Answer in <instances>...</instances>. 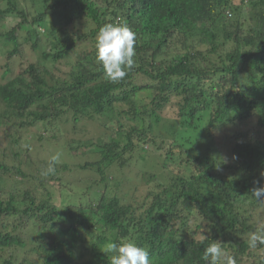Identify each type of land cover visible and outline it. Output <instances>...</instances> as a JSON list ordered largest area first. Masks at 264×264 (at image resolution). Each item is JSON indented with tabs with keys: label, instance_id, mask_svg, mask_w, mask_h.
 Returning a JSON list of instances; mask_svg holds the SVG:
<instances>
[{
	"label": "trees",
	"instance_id": "1",
	"mask_svg": "<svg viewBox=\"0 0 264 264\" xmlns=\"http://www.w3.org/2000/svg\"><path fill=\"white\" fill-rule=\"evenodd\" d=\"M12 17L0 25V43H12L0 44V121L16 128L0 143V264H27L18 251L27 245L38 252L33 264H108L109 244L128 240L152 264H206L214 242L222 264H264V199L252 193L264 187V0H0V22ZM107 23L136 33V66L116 83L96 60ZM95 117L98 133L93 121L72 125ZM251 120L231 132L221 159L200 152V139ZM41 121L54 125L47 136L31 129ZM43 140L96 156L75 163L101 176L81 191L99 190L93 200L53 201L68 166L56 161L42 175L53 157L38 155ZM147 154L169 181L140 171L139 183L155 186L120 198L128 179L114 173Z\"/></svg>",
	"mask_w": 264,
	"mask_h": 264
},
{
	"label": "rangeland",
	"instance_id": "2",
	"mask_svg": "<svg viewBox=\"0 0 264 264\" xmlns=\"http://www.w3.org/2000/svg\"><path fill=\"white\" fill-rule=\"evenodd\" d=\"M18 18H9L6 19L2 22H0V25L2 26V28H6L9 27V25L11 23H14L15 21H17ZM1 28V27H0ZM71 28V27H70ZM43 29V28H42ZM76 28H71V30H75ZM1 45H5L7 43H3L1 41L0 43ZM12 44V43H10ZM10 44H7V48H10ZM4 49H6L4 47ZM1 74V71H0ZM97 117L92 118V119H86L83 118L81 121L80 119L78 121H80L78 123V121L73 122L72 121V125H74V128H77L78 126L82 125L83 121H93V126H91V124H88V128H91V131H95V133H98L100 130H102L101 128H98L96 126L101 125L102 120L101 119H97ZM174 121V129L177 131L179 130L181 127L180 125L177 123L176 121H179L178 119H173ZM170 123V122H169ZM86 124V125H87ZM47 126V125H46ZM44 127V122H38L36 123L31 129L34 131H42L43 133H45L44 131H46V136L49 135L54 128L53 126H47ZM254 126V122L251 121H247L246 123L240 124V125H230L228 127H225L223 130L219 131L215 136L214 139H210L209 137H205L199 140L198 142V146H199V150L200 152H205L207 150H210L208 152H211L213 154V157L215 159H221V156L224 155V151L226 150L225 147L229 146L230 144V135L231 132L234 131H248L250 129V127ZM41 129L39 130L38 128ZM8 128V129H7ZM6 129V130H5ZM98 129V131H96ZM16 130L15 127H13V124L5 117H3V121H0V133H1V139H0V143L6 147L7 144L9 143V139L10 136L5 137L4 134L7 131H13ZM26 129H24L25 131ZM104 131V130H103ZM199 129L196 130V134L199 133ZM204 131V129H202L200 132L202 133ZM184 129L181 130V134L183 135ZM31 136H28V139H30ZM198 138L195 140L197 141ZM53 142V141H52ZM217 142H221V143H217ZM45 143L43 146H40V144ZM40 144H37V149L39 152V156L43 157V158H49L50 156H58V160H57V164L58 163H66L68 168L67 169H61L59 172H57L59 180L57 181V183L61 182L63 184V186H61L62 190L60 189L57 194L52 191L53 194V201L58 205V206H62L64 204H68L69 202H73V203H88L91 200H93L95 198V193L99 192V190L94 189L91 190L88 194H86L85 196L83 194H81V191L83 190V188H86L87 186H89L90 183H92L95 178L97 180H99L101 178V176L99 174H96L94 172H91L92 169H82V168H78L76 167L75 163L77 162H81L84 159H96L95 155L90 156L89 157H82V156H75L73 154H71L69 151H60V146L58 147V149L53 150L52 148L50 150H48V148H50L53 144H47V142L45 140H43ZM29 145L32 147V150L34 152V146L32 145V142L29 143ZM220 150V152H218ZM22 155L25 156V152H22ZM8 159V158H7ZM6 157L0 153V162L1 161H7ZM160 159V158H159ZM158 157L154 154H147L144 155L141 160L136 164V163H132L130 166L127 167H123L119 169V173H114V176L119 179V174L121 176H123V180L124 179H128V181L124 182L122 184V187L120 189V192L118 193V196L120 198L125 197V200H129L130 199V195L134 194L137 197L142 195V192L145 189H150L153 186H155L156 181L151 179L148 180L146 182H141L139 183V178L141 177V172L140 171H146V173H148L147 175L150 174H155L158 181H163V180H168L169 181V174L167 172V170H165L161 164H159L158 162ZM117 167V165H116ZM33 169V168H32ZM36 169V170H35ZM42 169L41 167L37 166L35 167L32 171H34L33 173L37 174V176H40ZM113 167H111L109 169V172L113 171ZM107 180V179H106ZM135 185V192H133L134 187L133 186H127V185ZM23 186V185H22ZM103 186L101 184V190L103 191ZM146 190V191H147ZM51 191V190H50ZM145 191V192H146ZM143 192V194L145 193ZM128 195V196H127ZM259 216H262V214H260L259 212L260 209L257 210ZM26 237V236H25ZM28 237L24 238L26 240ZM31 247V245H27L26 247L22 248V247H18V251L20 255H25L26 259H27V264H33L35 260H37V256H38V252H35ZM17 250V248H16ZM255 254L259 253L256 252V250L254 251ZM17 257V256H16ZM256 257V256H254ZM37 258V259H36ZM252 259H254L253 257H245L244 261L241 264H252Z\"/></svg>",
	"mask_w": 264,
	"mask_h": 264
},
{
	"label": "clouds",
	"instance_id": "3",
	"mask_svg": "<svg viewBox=\"0 0 264 264\" xmlns=\"http://www.w3.org/2000/svg\"><path fill=\"white\" fill-rule=\"evenodd\" d=\"M136 33L126 23H107L96 35V60L102 65L109 82H119L136 66L134 57ZM58 156H53L42 175L54 174ZM257 199H264V187L252 190ZM108 264H152L149 250L135 241L110 243ZM224 251L219 243H211L205 250L206 264H222Z\"/></svg>",
	"mask_w": 264,
	"mask_h": 264
}]
</instances>
